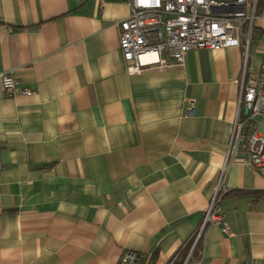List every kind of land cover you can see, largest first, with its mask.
<instances>
[{
	"label": "crops",
	"instance_id": "obj_1",
	"mask_svg": "<svg viewBox=\"0 0 264 264\" xmlns=\"http://www.w3.org/2000/svg\"><path fill=\"white\" fill-rule=\"evenodd\" d=\"M130 12L127 0H0V73L34 91L7 96L0 82V264H124L126 251L168 264L221 177L231 233L208 224L182 264H264V175L241 153L226 160L244 66L264 65V0L247 47L131 74L115 25Z\"/></svg>",
	"mask_w": 264,
	"mask_h": 264
},
{
	"label": "built area",
	"instance_id": "obj_2",
	"mask_svg": "<svg viewBox=\"0 0 264 264\" xmlns=\"http://www.w3.org/2000/svg\"><path fill=\"white\" fill-rule=\"evenodd\" d=\"M127 1L130 15L115 25L119 50L128 63L129 74L180 67L191 50L238 47L242 41L247 47L257 3V0ZM0 82L7 96L34 94L31 88L21 87L11 71L0 73ZM240 153L245 165L264 175V65L255 77L244 66L226 160ZM226 192L221 177L197 229L195 242L208 224L220 225L222 232L231 233L218 206ZM137 259L135 252L126 251L121 261L136 264Z\"/></svg>",
	"mask_w": 264,
	"mask_h": 264
},
{
	"label": "trees",
	"instance_id": "obj_3",
	"mask_svg": "<svg viewBox=\"0 0 264 264\" xmlns=\"http://www.w3.org/2000/svg\"><path fill=\"white\" fill-rule=\"evenodd\" d=\"M207 227V225L204 227V230L205 228ZM203 230V231H204ZM196 232L197 230L195 231L194 235L192 236V239H190L184 246H182L177 252L176 254L170 259L169 263L172 261L173 264H182L183 261L187 258L188 256V252H189V249H190V246L191 244L193 243L195 237H196ZM203 234V232H202ZM202 234L199 236V238L197 239V241L195 242L194 244V249L191 253V256H194L196 253H198V247H199V243H200V240L202 238ZM189 259V258H188ZM138 262V260H137ZM139 264V262L137 263Z\"/></svg>",
	"mask_w": 264,
	"mask_h": 264
},
{
	"label": "rangeland",
	"instance_id": "obj_4",
	"mask_svg": "<svg viewBox=\"0 0 264 264\" xmlns=\"http://www.w3.org/2000/svg\"><path fill=\"white\" fill-rule=\"evenodd\" d=\"M256 46L255 45H253L252 46V50H251V55H252V62H253V64H254V66H258L259 64H260V62H261V56L258 54L257 56H254V48H255ZM257 120H258V118H257Z\"/></svg>",
	"mask_w": 264,
	"mask_h": 264
}]
</instances>
